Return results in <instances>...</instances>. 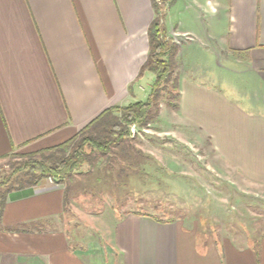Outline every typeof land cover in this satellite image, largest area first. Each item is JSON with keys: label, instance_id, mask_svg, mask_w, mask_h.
<instances>
[{"label": "crops", "instance_id": "0c3cea01", "mask_svg": "<svg viewBox=\"0 0 264 264\" xmlns=\"http://www.w3.org/2000/svg\"><path fill=\"white\" fill-rule=\"evenodd\" d=\"M155 16L152 0H0V159L62 143L105 109L145 100ZM163 21L182 40L181 95L157 124L201 148L207 170L264 193V0H168ZM65 190L41 181L8 194L0 264H264V230L213 238L131 209L114 211L99 238L73 242Z\"/></svg>", "mask_w": 264, "mask_h": 264}, {"label": "rangeland", "instance_id": "374dc122", "mask_svg": "<svg viewBox=\"0 0 264 264\" xmlns=\"http://www.w3.org/2000/svg\"><path fill=\"white\" fill-rule=\"evenodd\" d=\"M181 6L184 9L185 4ZM181 18L185 20L188 16L184 14ZM175 37L168 34L174 42ZM176 39L180 45L182 40ZM168 109L175 110L162 99L160 115ZM162 118L170 120L167 115ZM167 127L165 124L160 127L157 122L141 129L135 126L134 147L129 152L133 158H125L120 153L117 157L100 159L102 168L108 161L117 169L102 184L96 180L98 170H91L88 164L63 182L65 231L73 242L99 238L104 228L115 226L114 211L129 209L151 213L162 221L183 220L213 238H236L264 230V193L238 186L234 176L227 172L207 170L202 149L179 142ZM161 129L165 132H159ZM136 150H142L144 157L135 154ZM25 153L29 152H14L0 159V179ZM147 154L152 158L149 161ZM131 164L129 177L119 175L121 165ZM145 165L147 170H141ZM49 179L41 181L50 183ZM123 199L127 202L123 203ZM46 225V228L55 227L54 223Z\"/></svg>", "mask_w": 264, "mask_h": 264}, {"label": "trees", "instance_id": "16d2710c", "mask_svg": "<svg viewBox=\"0 0 264 264\" xmlns=\"http://www.w3.org/2000/svg\"><path fill=\"white\" fill-rule=\"evenodd\" d=\"M152 1L156 16L148 31L149 55L141 68V74L149 70L156 75L148 97L123 106H111L70 139L21 155L22 159L16 160L12 170L0 179V224L8 194L12 190L37 185L48 177L58 179L57 183L65 182L75 170L85 164L90 165L91 170L98 169L103 174L114 175L117 171L115 166L107 161L102 168L100 159L117 157L120 153L125 158L132 157L129 152L134 147L135 135L131 125L136 124L141 129L156 122L162 99L167 100L170 108H179V44L168 38L163 21L168 0ZM136 153L144 157L142 150H136ZM147 156L148 161L152 159L149 154ZM131 166L133 165H121L119 175L129 177Z\"/></svg>", "mask_w": 264, "mask_h": 264}, {"label": "built area", "instance_id": "2783aa9c", "mask_svg": "<svg viewBox=\"0 0 264 264\" xmlns=\"http://www.w3.org/2000/svg\"><path fill=\"white\" fill-rule=\"evenodd\" d=\"M158 1H161V0H158ZM177 40H178V39H176V37H175V41H176V42H177ZM135 126H136V124H132V125H131V129H132V132H133L134 134H135V132H136V128H135ZM49 181H50L51 184H59V183H57V182H58V179H55V178H53V177H50Z\"/></svg>", "mask_w": 264, "mask_h": 264}]
</instances>
